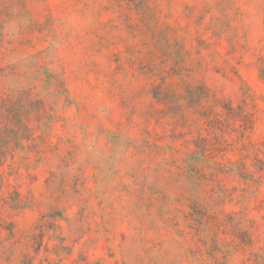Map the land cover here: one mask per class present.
Returning <instances> with one entry per match:
<instances>
[{"label":"rangeland","instance_id":"1","mask_svg":"<svg viewBox=\"0 0 264 264\" xmlns=\"http://www.w3.org/2000/svg\"><path fill=\"white\" fill-rule=\"evenodd\" d=\"M0 264H264V0H0Z\"/></svg>","mask_w":264,"mask_h":264},{"label":"trees","instance_id":"2","mask_svg":"<svg viewBox=\"0 0 264 264\" xmlns=\"http://www.w3.org/2000/svg\"><path fill=\"white\" fill-rule=\"evenodd\" d=\"M39 109H41V107H36V108H34L33 106H30V108H28V110H39ZM6 111V110H5Z\"/></svg>","mask_w":264,"mask_h":264}]
</instances>
